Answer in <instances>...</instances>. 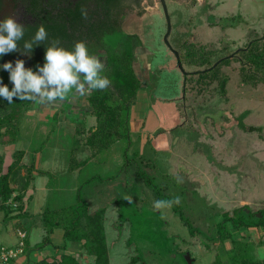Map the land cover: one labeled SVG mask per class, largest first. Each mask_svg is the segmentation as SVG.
Segmentation results:
<instances>
[{
	"label": "rangeland",
	"instance_id": "rangeland-1",
	"mask_svg": "<svg viewBox=\"0 0 264 264\" xmlns=\"http://www.w3.org/2000/svg\"><path fill=\"white\" fill-rule=\"evenodd\" d=\"M165 4L168 45L157 0L124 20L142 41L133 51L139 87L128 112L127 136L95 151L85 142L96 124L85 99L74 100L82 110H70L62 119L58 110L50 115L53 107L18 100L22 111L15 136L0 135V159L4 166L13 150H22L25 170L34 155L35 169L42 173L32 184L46 183L44 194L33 193L28 200L26 193L22 196L28 216L38 222L22 226L24 253L45 242L41 239L48 228L55 235L68 227L75 214L71 207L81 204L77 227L85 225L87 214L96 213L94 225L102 226L97 237L108 264H188L186 253L190 264H213L215 257L219 264H238L240 259L239 264H264V82L248 80L259 76L253 67L239 71L254 52L251 48L264 49V43L255 44L264 40V0ZM254 39L255 45L247 48ZM219 58L226 61L216 73L206 74L224 77V89L211 78L197 88L196 71ZM141 110L147 117L144 126L135 120ZM7 117L3 121L11 123ZM177 196L179 204L154 209L155 201ZM43 210L49 212L46 223ZM10 219L0 204V244L13 247L19 225ZM238 220L259 224L232 227ZM224 231L239 240L237 251H227L230 242L219 240ZM92 261L90 256L88 264Z\"/></svg>",
	"mask_w": 264,
	"mask_h": 264
},
{
	"label": "trees",
	"instance_id": "trees-1",
	"mask_svg": "<svg viewBox=\"0 0 264 264\" xmlns=\"http://www.w3.org/2000/svg\"><path fill=\"white\" fill-rule=\"evenodd\" d=\"M89 18V17H88ZM87 27V25H86ZM110 35V36H108ZM86 37L95 38L97 44L87 45L88 50L91 48H101L104 50L106 55V66L104 70V75H106L110 80V86L103 91H94L86 95L85 100L89 105V111L94 115L96 119V124L92 130L86 135L85 142L93 149L100 150L101 148L108 146L112 140L119 136H127V119L128 112L131 102L137 96V89L139 87V78L133 70L134 55L133 49L138 44V38L135 34H125L119 29L117 30H107L104 27L90 25L86 28L85 31ZM254 39L251 40L247 48L258 44V42L264 43L263 39H259L257 42ZM256 42V43H255ZM255 43V44H254ZM261 43V44H262ZM58 46V45H57ZM60 46V45H59ZM258 46L251 48L254 52L248 54L247 61L241 63L242 66H239V71L243 69H250L253 67V70L259 72V76L250 78L255 84L256 82H264V49H257ZM246 48V50H247ZM261 48V46H259ZM254 53V54H253ZM247 54V51H245ZM262 55V56H260ZM226 58H221L212 68H208L211 63L207 64V68L204 67L203 71L200 69L196 71V82L199 83L197 88H200V85L207 79H214L219 85V89L222 91L224 89L225 78L224 77H214L208 76L206 72L212 71L216 73L217 68L221 63L225 62ZM208 76V77H207ZM199 79V80H198ZM210 79V80H211ZM190 83V82H189ZM188 83V85H189ZM196 83V84H197ZM190 86L194 87L191 83ZM25 101L23 105H26ZM22 101H20V111H22ZM13 114V109L10 111V115ZM3 115V112L0 111V116ZM5 117H0V135H5L8 133L12 135V138L15 136V123L6 124L3 121ZM5 124V125H3ZM247 129H253L254 127H246ZM3 129V130H2ZM118 129L122 131V134L118 132ZM22 150H13L10 154V160L4 166L2 160L0 159V204L1 209L3 210V215L5 218H10L13 216H20L25 213L24 203L22 196L25 194V190L28 187V184L32 178V171L34 165V156L30 158L29 164L25 166V170H22L23 164L20 159L22 157ZM22 170V171H21ZM37 172V171H36ZM15 203L16 206L12 207L11 204ZM79 205H74L71 207L75 213L73 217L68 219V227L63 230V241L60 248H64L65 242H81L83 246L85 244L84 252L93 257L92 264H108L106 252L104 247L99 240V231L102 226L95 223L94 219L96 213H90L86 215L87 222L84 226L88 227L87 229L84 226L77 227L78 225V211L77 207ZM69 207V206H68ZM176 212V209L173 208ZM48 210H43L41 213L42 219L45 221V215ZM49 213V212H48ZM180 215V214H179ZM54 217V216H53ZM232 220V219H231ZM93 221V222H92ZM221 223V222H220ZM259 223L254 222L249 224L244 221H232V227H254ZM262 230H264V224H262ZM51 229L48 228L46 232H50ZM191 227H188V232L192 234ZM264 233V232H263ZM227 232H223L218 236L219 240L224 242L228 240L230 242V248L227 251L236 250V243L239 240L231 237ZM47 241V233L44 235L42 241ZM41 245V244H40ZM237 251V250H236ZM219 258L215 257L213 264H219ZM264 261V258L262 259ZM241 259L238 264L241 263ZM247 263V262H246ZM38 264H79L78 260L69 254H61L58 260H51V262H46V260H41Z\"/></svg>",
	"mask_w": 264,
	"mask_h": 264
},
{
	"label": "flooded vegetation",
	"instance_id": "flooded-vegetation-1",
	"mask_svg": "<svg viewBox=\"0 0 264 264\" xmlns=\"http://www.w3.org/2000/svg\"><path fill=\"white\" fill-rule=\"evenodd\" d=\"M182 1L176 0L177 3ZM150 2L151 0H0V21L12 17L24 26V37L18 41L19 48L23 49L24 41L30 40L40 25H43L48 33L47 40L33 46L30 56L24 55L22 51L11 52L0 56V66L8 61H11L14 65L17 59H22L26 68L36 71L37 65H43L44 63L46 48L54 41H58V46L60 45L69 50L73 48L77 41H83L90 45L97 44L94 37L85 36L86 28L91 24L104 27L107 30L119 29L125 34H135L139 40L133 49L135 51V48H141L142 41L135 30H128V28L132 29V25L125 24L124 20L126 16L132 15L130 14L131 11H139L144 8V3L149 4ZM157 2L161 10L159 0ZM82 9L86 10L87 18L82 15ZM88 51L90 55L99 57L106 66V55L103 49L97 47ZM135 60H137L136 57ZM0 82L8 85L9 89L13 86L9 80V73L2 67H0ZM86 95L70 97L63 102L48 105V107H53L52 113L48 114L53 116L55 110H58L60 111L59 117L62 119V117H65L63 114L66 115L70 110L73 112L81 111L82 108L73 102L79 98L85 99ZM0 103L2 105L0 111L3 112L0 117L3 119L8 115L6 120L11 121L13 124L18 122L20 116L18 100L14 97L12 105L9 104V107H7L8 102L1 97ZM31 104L34 107L36 106L35 103L30 101ZM10 109H13L12 115H10Z\"/></svg>",
	"mask_w": 264,
	"mask_h": 264
},
{
	"label": "clouds",
	"instance_id": "clouds-1",
	"mask_svg": "<svg viewBox=\"0 0 264 264\" xmlns=\"http://www.w3.org/2000/svg\"><path fill=\"white\" fill-rule=\"evenodd\" d=\"M82 15L87 18L86 10L82 9ZM24 31V26L12 17L0 21V56L17 51L30 56L34 45L48 39L45 27L40 25L34 36L24 41L21 49L18 41L23 39ZM57 45L58 41H54L46 48L44 63L37 65L36 71L26 68L22 59H17L14 65L8 61L0 66L9 73V80L13 85L9 89L8 85L0 82V97L9 104L15 97L17 100L48 106L70 97L103 91L110 86L111 80L103 75L104 63L99 57L89 54L85 42L77 41L71 50ZM176 180L177 183L183 182L179 176ZM173 203L179 204L180 197L177 196L172 201H155L153 207L159 210L171 207Z\"/></svg>",
	"mask_w": 264,
	"mask_h": 264
},
{
	"label": "crops",
	"instance_id": "crops-1",
	"mask_svg": "<svg viewBox=\"0 0 264 264\" xmlns=\"http://www.w3.org/2000/svg\"><path fill=\"white\" fill-rule=\"evenodd\" d=\"M135 33H138V32L135 30ZM130 107H131V104H130ZM130 107H129V109H130ZM137 113H139V115H136V118H135L136 123H137L136 125L144 126V124H143L144 119H147V117L144 118V116H143L144 114H143L142 110L140 112H137ZM132 117L134 118L135 115H131V118ZM92 129L93 128H91V130ZM21 147H24V145L22 144ZM20 161L22 163L25 162L24 156L21 157ZM34 164H35V162H34ZM33 168H36V167L33 165ZM38 172L42 173L41 171L36 172V169H34L32 171V174H33L32 178H31L32 180H33V178H35L39 174ZM32 180L30 181L27 189L25 190V193L27 195L26 196L27 200L32 197L33 193L37 194V196H40V195L45 193L46 183H44V184L40 183L38 186L35 187L34 184H32ZM25 203H27V201ZM25 203H24V205H25ZM10 218H11L10 220H11L12 224H14L15 226L19 225V226H24V227H27V226L31 227L32 225L38 224V222L36 220L31 219L33 217L28 216L26 208H25L24 214H22L20 216H13ZM247 229H249V228H247ZM260 232L262 233V230ZM62 234H63L62 230L56 232L55 235L59 239H56V241H54L55 238H53L52 235L53 236H55V235H54L53 230H51L47 234V241L43 242V244L40 247H37V243L33 244L34 246L32 245V247H31L28 243V233H27L26 244L28 245V247L30 246V249L27 250V248H26V252L20 256H17L13 260L12 264H38L41 260H46V262L49 263V262H51V260H58L60 253L72 255L73 257H75L78 260L79 264H88L90 262V256L81 251V250H83V248L81 247L82 246L81 242L67 241L65 243L64 248H60V246L62 244V240H61ZM52 255L54 257H51ZM262 255L264 256V254H262Z\"/></svg>",
	"mask_w": 264,
	"mask_h": 264
},
{
	"label": "built area",
	"instance_id": "built-area-1",
	"mask_svg": "<svg viewBox=\"0 0 264 264\" xmlns=\"http://www.w3.org/2000/svg\"><path fill=\"white\" fill-rule=\"evenodd\" d=\"M12 207L16 204L12 203ZM15 233L18 236V241L15 246H6L0 244V264H12L13 260L24 253V227H15Z\"/></svg>",
	"mask_w": 264,
	"mask_h": 264
},
{
	"label": "water",
	"instance_id": "water-1",
	"mask_svg": "<svg viewBox=\"0 0 264 264\" xmlns=\"http://www.w3.org/2000/svg\"><path fill=\"white\" fill-rule=\"evenodd\" d=\"M159 3H160V6H161V10H162V14H163V17H164V20H165V32L163 34V41L165 42V44H167V40H166V37L169 33V30H170V23H169V17H168V14H167V9H166V5L164 3V0H159ZM168 45V44H167ZM173 54H174V57L176 58V65L178 66V68L181 70V65H180V62L178 60V54L175 50H172ZM221 60V58L217 59L216 61H214L208 68H212L213 66H215L219 61ZM207 68V69H208ZM184 73V72H183ZM259 215V214H257ZM185 258L187 260V263L190 264V259H189V256H188V253L185 254Z\"/></svg>",
	"mask_w": 264,
	"mask_h": 264
}]
</instances>
